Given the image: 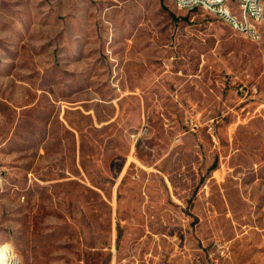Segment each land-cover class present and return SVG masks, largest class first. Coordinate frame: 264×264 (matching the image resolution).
<instances>
[{"label":"rangeland","instance_id":"rangeland-1","mask_svg":"<svg viewBox=\"0 0 264 264\" xmlns=\"http://www.w3.org/2000/svg\"><path fill=\"white\" fill-rule=\"evenodd\" d=\"M260 30L173 0H0V257L264 264Z\"/></svg>","mask_w":264,"mask_h":264},{"label":"built area","instance_id":"built-area-1","mask_svg":"<svg viewBox=\"0 0 264 264\" xmlns=\"http://www.w3.org/2000/svg\"><path fill=\"white\" fill-rule=\"evenodd\" d=\"M175 7L182 11H203L218 20L227 24L233 31L258 40L259 32L254 28V24L249 23V14H256L264 21V0H232L230 5L218 6V0H173ZM241 10H248V19H241ZM229 15H238L239 23L231 24ZM191 130L200 127V123L195 119L190 121Z\"/></svg>","mask_w":264,"mask_h":264},{"label":"bare ground","instance_id":"bare-ground-1","mask_svg":"<svg viewBox=\"0 0 264 264\" xmlns=\"http://www.w3.org/2000/svg\"><path fill=\"white\" fill-rule=\"evenodd\" d=\"M232 0H218V6H227L231 4ZM241 19H248V10H241ZM229 22L231 24L239 23L238 15H229ZM263 18L258 17L256 14H249V23L254 24L257 32H259V38L261 37V25L263 24ZM0 264H19L16 256L6 253L0 257Z\"/></svg>","mask_w":264,"mask_h":264}]
</instances>
